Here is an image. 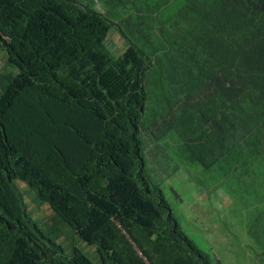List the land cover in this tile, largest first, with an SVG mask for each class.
Here are the masks:
<instances>
[{
	"label": "trees",
	"instance_id": "trees-1",
	"mask_svg": "<svg viewBox=\"0 0 264 264\" xmlns=\"http://www.w3.org/2000/svg\"><path fill=\"white\" fill-rule=\"evenodd\" d=\"M0 50V264H217L159 188L187 162L264 250V0H0Z\"/></svg>",
	"mask_w": 264,
	"mask_h": 264
},
{
	"label": "rangeland",
	"instance_id": "rangeland-1",
	"mask_svg": "<svg viewBox=\"0 0 264 264\" xmlns=\"http://www.w3.org/2000/svg\"><path fill=\"white\" fill-rule=\"evenodd\" d=\"M105 44L113 54H117L123 48L122 40L113 30L108 32ZM4 63L5 54L0 50V71L2 70L0 74L3 76L0 79V90L4 86L6 76L14 73L11 67L4 68ZM183 159L186 160L182 155L181 162ZM179 168L181 169L174 175L163 179L159 188L173 218L193 245L217 264H264L262 246L254 238L246 235L245 227L253 213L245 211L246 201L242 197L231 200L219 188L213 191V181L209 175L204 174L194 163L187 162V165ZM18 188L25 194L24 198L32 220L41 230L48 231V236L53 238L56 233L43 225L45 217L49 215L46 207L37 205L31 193L24 187L19 185ZM65 231L62 229L58 232L55 241L61 246L68 243L67 248L75 246L97 263L96 255L91 248L72 236L64 239Z\"/></svg>",
	"mask_w": 264,
	"mask_h": 264
}]
</instances>
